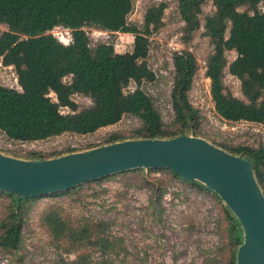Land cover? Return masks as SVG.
<instances>
[{
	"label": "trees",
	"instance_id": "trees-1",
	"mask_svg": "<svg viewBox=\"0 0 264 264\" xmlns=\"http://www.w3.org/2000/svg\"><path fill=\"white\" fill-rule=\"evenodd\" d=\"M210 1L214 10L204 16L203 28L213 46L206 59L205 75L210 80L214 110L228 121L264 123V0ZM205 2L177 0L185 41L200 27ZM166 7L165 2L148 6L138 25L128 21L133 0H0V23L7 26V30L0 33V58L4 65L14 67L20 87L0 83V130L11 140L35 142L65 133L91 134L118 123L124 115H131L141 122L133 131L134 135L124 137L112 133L103 145L129 138H172L189 134L200 137L199 111L188 98L198 69L192 52L184 49L173 53L170 100L174 115L171 122L164 121L152 98L140 87L142 81L154 79L146 63L149 37L163 26ZM241 7L245 8L240 10ZM58 26L70 30L68 43L61 42L50 32ZM85 26L132 34L131 51L125 57H117L111 43L91 47ZM227 51L236 53L229 64ZM226 68L240 81L244 99L227 89ZM66 77L69 80L66 81ZM131 82L136 87L126 90ZM75 94L88 97L91 104L80 107L73 99ZM62 108L68 111L62 112ZM219 147L250 161L264 193V147L242 144ZM75 151L71 149L52 156L30 151L27 158L46 159ZM167 170L175 178L212 194L221 204L227 244L232 249L229 264H236L237 248L243 241L237 218L216 193L197 181L188 182ZM151 171L166 169L148 172ZM83 185L52 196L75 193ZM5 194L10 200L0 215V251L11 254L21 244L27 207L36 198ZM42 223L55 248L65 242L67 256L60 254L52 264H94L96 251L116 256L122 251L120 237L105 231L108 222L90 215L68 214L62 201L48 204ZM71 254L73 257L69 256Z\"/></svg>",
	"mask_w": 264,
	"mask_h": 264
},
{
	"label": "rangeland",
	"instance_id": "rangeland-1",
	"mask_svg": "<svg viewBox=\"0 0 264 264\" xmlns=\"http://www.w3.org/2000/svg\"><path fill=\"white\" fill-rule=\"evenodd\" d=\"M159 2L167 4L162 18L163 26L150 35L146 57L154 79L142 81L140 87L152 98L164 121L171 122L174 115L170 100L173 53L186 49L193 53L198 63L188 98L199 111L200 137L217 146L242 144L264 147V123L228 121L214 110L209 91L210 80L205 75L206 59L213 46L203 28L204 16L214 10L212 2L206 0L203 4L200 27L187 41L183 37L184 22L179 15L177 0H133L128 21L140 25L147 7ZM259 7L263 9L261 4ZM4 30H7V26L0 23V33ZM84 30L91 47L98 43H111L117 57L127 56L132 49L133 35L130 33L108 32L93 26H85ZM50 32L63 43L71 39L70 30L62 26ZM235 56V51L226 52L228 64ZM0 83L20 89L14 67L4 65L1 58ZM224 83L234 96L244 99L240 81L228 73L227 68ZM135 87L136 84L131 82L126 90ZM50 96L55 98L53 93ZM73 99L80 107L91 104V100L81 94H75ZM61 110L68 111L67 108ZM140 125L137 118L124 115L118 123L91 134L65 133L35 142L11 140L0 130V152L29 159L30 151L40 152L44 156L71 149L83 151L103 145L112 133L131 137ZM136 170L82 184L84 187L75 193L35 197L27 207L19 248L11 254L0 251V264H52L60 254L67 256L65 242L55 248L42 223L46 207L55 201H62L68 214H85L108 222L105 231L122 240L119 256L101 255L96 251L93 253L94 264H229L232 249L227 244L226 221L218 200L212 194L175 178L167 169L163 172ZM9 200L8 195L0 192V215ZM222 204L225 205L223 201ZM69 256L73 257V254Z\"/></svg>",
	"mask_w": 264,
	"mask_h": 264
},
{
	"label": "water",
	"instance_id": "water-1",
	"mask_svg": "<svg viewBox=\"0 0 264 264\" xmlns=\"http://www.w3.org/2000/svg\"><path fill=\"white\" fill-rule=\"evenodd\" d=\"M136 169H170L216 193L242 229L236 264H264V193L250 161L199 136L125 139L46 159L0 152V192L48 196Z\"/></svg>",
	"mask_w": 264,
	"mask_h": 264
}]
</instances>
